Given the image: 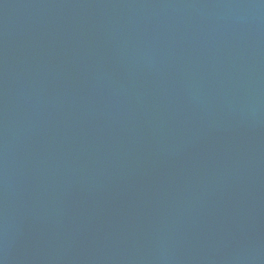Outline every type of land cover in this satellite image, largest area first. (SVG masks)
Listing matches in <instances>:
<instances>
[{
    "label": "water",
    "instance_id": "95a60500",
    "mask_svg": "<svg viewBox=\"0 0 264 264\" xmlns=\"http://www.w3.org/2000/svg\"><path fill=\"white\" fill-rule=\"evenodd\" d=\"M0 264H264V0H0Z\"/></svg>",
    "mask_w": 264,
    "mask_h": 264
}]
</instances>
